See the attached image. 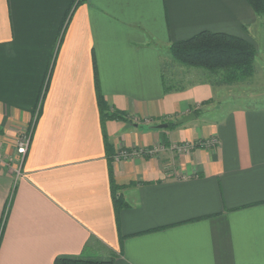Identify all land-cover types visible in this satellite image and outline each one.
I'll use <instances>...</instances> for the list:
<instances>
[{"label":"crops","instance_id":"crops-1","mask_svg":"<svg viewBox=\"0 0 264 264\" xmlns=\"http://www.w3.org/2000/svg\"><path fill=\"white\" fill-rule=\"evenodd\" d=\"M71 2L0 0V264H264V103L196 115L222 84L177 80L168 52L224 32L254 45L256 66L264 17L246 0H76L61 35ZM95 81L123 119L101 121ZM106 142L138 152L109 159Z\"/></svg>","mask_w":264,"mask_h":264},{"label":"trees","instance_id":"trees-1","mask_svg":"<svg viewBox=\"0 0 264 264\" xmlns=\"http://www.w3.org/2000/svg\"><path fill=\"white\" fill-rule=\"evenodd\" d=\"M254 12L264 17V0H246ZM76 0H72L63 19L61 35L70 19ZM171 58L182 66L203 69L214 79L213 84H235L246 81L254 73V57L256 49L252 43L235 35L224 32L199 31L198 33L179 41L171 43L168 47ZM171 85H164V90H171ZM96 99L100 111L101 121L106 119H123L121 113L110 110L100 93L97 81H95ZM211 98L202 101L206 104ZM197 115V110L194 109ZM168 127H175V121H168ZM108 158L110 153L108 143H105ZM144 154V153H143ZM147 156V154H144ZM113 184V182H112ZM10 203V201H9ZM114 208L117 211L124 203L122 199L113 194ZM53 264H112V258L93 259L75 256H57Z\"/></svg>","mask_w":264,"mask_h":264},{"label":"rangeland","instance_id":"rangeland-1","mask_svg":"<svg viewBox=\"0 0 264 264\" xmlns=\"http://www.w3.org/2000/svg\"><path fill=\"white\" fill-rule=\"evenodd\" d=\"M263 30H262V35H264ZM262 37H263L262 44L259 47V51L262 49L261 52H264V36ZM171 61H172L170 65L171 73L177 80L180 81L188 80L190 83L191 81L195 82L198 80L214 79L212 76H209V74H207L203 69L182 66L179 63L175 62L173 59ZM254 72H255L253 73L254 75L251 78L247 79V81H241L235 84H222L221 91L216 92L213 97H210L212 99V102L210 101L206 104H202L201 101L200 104L197 105L196 110L197 111L200 110L202 112V115L206 116L207 118H213V117L218 118L230 106L263 104L264 103V61L258 59V61L256 62V66H254ZM209 104L210 106H208ZM204 105L207 106L204 107ZM28 129L23 131L26 132L28 131ZM19 135L20 133L18 134V136ZM178 144H180V142ZM13 162L14 163L18 162L16 157L13 159ZM13 174L15 176L14 172Z\"/></svg>","mask_w":264,"mask_h":264},{"label":"built area","instance_id":"built-area-1","mask_svg":"<svg viewBox=\"0 0 264 264\" xmlns=\"http://www.w3.org/2000/svg\"><path fill=\"white\" fill-rule=\"evenodd\" d=\"M30 131L20 132V135L16 139L15 149H16V159L18 160L17 166L14 169L15 176L18 177L21 175V163L22 160L27 152L29 143H30ZM217 144V139L214 137L208 138L206 140H199L195 142H182L180 144L175 143L172 145V149H175L177 152L182 153L185 151H188L195 146H203V147H213ZM138 151L135 149H128V148H121L118 149L113 154V159L119 160V159H127L135 154H137ZM155 152V149L149 148L147 150L142 151V153L147 155H152ZM2 161V153L0 152V162Z\"/></svg>","mask_w":264,"mask_h":264},{"label":"water","instance_id":"water-1","mask_svg":"<svg viewBox=\"0 0 264 264\" xmlns=\"http://www.w3.org/2000/svg\"><path fill=\"white\" fill-rule=\"evenodd\" d=\"M195 117V115H194V113H189V114H187V115H185V116H183V117H181L180 119H178V121H177V123L178 124H180V123H183V122H185V121H188V120H190V119H192V118H194ZM167 123H160L159 125H158V127H167Z\"/></svg>","mask_w":264,"mask_h":264}]
</instances>
